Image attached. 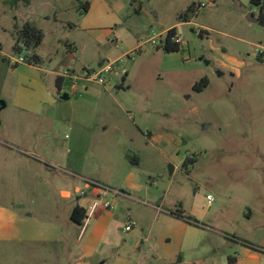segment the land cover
I'll use <instances>...</instances> for the list:
<instances>
[{"label": "rangeland", "instance_id": "1", "mask_svg": "<svg viewBox=\"0 0 264 264\" xmlns=\"http://www.w3.org/2000/svg\"><path fill=\"white\" fill-rule=\"evenodd\" d=\"M198 1L205 6L190 22H181L178 16ZM31 3L27 8L0 0V94L4 92L11 103L20 84L24 91L34 88L21 79L27 64L10 63L11 58H26V54L15 53L14 45L27 22L45 35L36 50L44 68L62 73L76 70L83 75L116 63L104 85L93 82L90 93L80 91L82 98L63 100L60 96L50 108L56 125L60 122L64 127L63 141L74 137L68 128L74 120L96 122L95 137L110 126L107 139L98 143L94 138L91 148L101 154V158L97 154L100 163L109 171L105 175L117 185L102 191L100 198L90 197V205L100 204L93 221L103 210L113 213L118 223L115 234L109 235L112 243L102 245L90 259L92 264L103 260L105 264H172L168 260L178 254L186 256L187 264H230V257L243 264H264L251 249L264 253V26L251 0ZM148 4L152 6L147 8ZM172 26L184 44L180 52L167 53L161 47ZM64 53L69 55L62 59ZM203 78L209 86L196 92L194 85ZM70 84L66 80L65 85ZM3 98L0 95L5 102ZM10 113L11 109L1 111L0 131ZM148 132L162 136L151 148L143 144ZM107 154L111 160L101 161ZM189 159L194 163L185 167ZM40 162V167L52 169ZM93 163L89 155L88 171ZM130 165L142 185L132 199L120 193L126 190L120 186ZM0 196H4L0 204L15 206L20 200L13 189L0 191ZM207 196L214 198L212 204ZM60 198L41 188L27 204L41 221H45L43 213L50 212L51 220L61 226V237L23 242L0 239V264L77 261L82 227L70 221L61 201H54ZM50 202L52 208H48ZM107 202L112 209L105 208ZM158 207L167 218H156ZM192 208L204 214L191 234L200 242L197 248L188 244V234L185 247L174 235L168 238L172 225H177L170 220L172 213L181 211L189 217ZM130 225L132 229L126 231ZM158 253L168 260L157 261Z\"/></svg>", "mask_w": 264, "mask_h": 264}, {"label": "crops", "instance_id": "2", "mask_svg": "<svg viewBox=\"0 0 264 264\" xmlns=\"http://www.w3.org/2000/svg\"><path fill=\"white\" fill-rule=\"evenodd\" d=\"M209 1L215 2V0ZM194 3L199 8L205 6L201 1L192 4ZM173 28L176 27L172 26L166 32ZM68 50L71 52L73 48L68 45ZM68 55L64 53L62 59ZM41 58L43 61V57ZM23 64L27 65H24L25 73L22 74L21 79L26 80L34 88L24 91V87L20 84L18 94L12 103L4 94L2 95L4 92L0 94L2 98L4 97L6 104L2 111L11 109L7 125L0 131V191L13 189L17 198L20 199L15 206L0 204V239H13L23 242L53 240L61 237V226L58 220H51L52 214L50 212L43 213L45 221H41L35 211L27 204L33 195L39 193L42 188L44 191L49 190L52 194L61 197L54 201L59 200V203L60 201L63 203L60 204L64 211L67 210L71 222H73L71 215L75 207L79 206L86 210L88 220L78 236L81 255L74 264H92L90 259L101 251L102 245L112 243L109 235L115 234V223H118L113 213H107L103 210L97 215L95 221H93V215L90 216L91 207L96 203L91 206L90 197L94 200L102 197V191L94 188L93 183H98L106 189L108 187L114 189L113 187L117 185L105 175V173L109 174V171L107 165L102 166L100 163L101 154L94 152L91 148L94 138H97L98 143H103L107 139L105 133L107 129H110V126H106L104 132L99 137H95L96 122L93 120H74V122H69L68 126L74 137L66 138L63 141L61 135L64 127L60 126V122L59 125H56L58 121L50 116V108L55 106L58 103L57 98L63 95H68V100L71 96L82 98L84 95H79L80 91L85 90L87 95L90 93L91 84L95 81L87 79L85 74H79L76 70L70 72L71 70L68 69L62 73L61 71L56 72L52 68H44L41 65ZM65 73L66 75H64ZM48 76H51L50 80H48ZM58 79L61 80V90L57 85ZM66 80L70 81V86L65 85ZM21 116L26 117V119L20 121ZM41 118H44V121L41 122ZM0 125L3 126V121ZM41 133L42 135H40ZM143 138L144 146L151 148L153 143L161 139L162 136L148 132ZM89 155L95 162V164H91L92 171H88ZM103 160H111V157L107 154L101 159V161ZM40 161L52 169L40 167ZM136 167L133 166V168ZM106 168L107 170L104 171ZM134 170H131L130 165L124 171V181L121 186L119 185L126 188V190L122 188L121 195L129 199H132V194L138 192L142 186L138 183L139 176ZM47 204H49L48 208H52L51 204L54 203ZM61 205L58 207L60 208ZM60 212L61 210L58 209L56 215L59 216ZM161 212L163 213V210L158 207L156 215L158 220L167 218L162 217ZM190 215L199 223L204 217V214L196 208L190 210ZM170 220L176 222L177 225H172L170 228L169 240L171 235H174L182 243V247H185V235L188 234L190 247L197 248L199 246L200 242H196L191 236L193 228L198 229L196 226L174 215ZM213 242L212 240L211 243ZM253 252L264 259V253ZM155 259L166 262L168 257L158 253ZM234 259L236 260L235 264H243L242 260H238L236 257ZM168 261L172 264L175 261L187 264L186 256L181 254H178L176 259L171 258ZM100 263L105 264L106 261L103 260Z\"/></svg>", "mask_w": 264, "mask_h": 264}, {"label": "trees", "instance_id": "3", "mask_svg": "<svg viewBox=\"0 0 264 264\" xmlns=\"http://www.w3.org/2000/svg\"><path fill=\"white\" fill-rule=\"evenodd\" d=\"M32 0H12L13 4L15 5H20L23 4L24 6H30ZM251 4L259 9V18L258 21L260 22L261 25L264 26V0H251ZM89 3L86 4V11L89 10ZM197 4H192L182 12L179 16L178 19L181 22H190L191 19L194 17L198 10ZM178 36V32L176 28L170 29L167 32L165 42L163 46L161 47L165 52L167 53H176L181 51V45L175 41H173L174 38ZM44 33L41 29L33 26L30 23H26L22 29L18 31V36L16 38V42L14 45V51L17 54H26V60L28 64H34V65H41L42 63V58L36 53V50L38 47L43 43L44 41ZM263 55V54H262ZM103 65V63H101ZM59 90H61V80L58 79L57 82ZM209 86V80L207 78L201 79L198 83L194 85V90L196 92H202L204 91L207 87ZM135 161V158L133 159ZM136 164L138 161L135 162ZM194 161L192 160H187L185 162V167H188V165L193 164ZM138 165V164H137ZM172 215L177 216L181 219L186 220L189 224H193L194 226H198L199 222H197L193 217L191 216H186L184 212L177 211L175 213H172ZM71 220L81 226L84 227L86 221L88 220V214L85 209L77 206L74 208L72 215H71ZM253 251H257L260 253H263L262 251L252 248ZM229 263L230 264H235L236 260L232 257L229 258Z\"/></svg>", "mask_w": 264, "mask_h": 264}, {"label": "built area", "instance_id": "4", "mask_svg": "<svg viewBox=\"0 0 264 264\" xmlns=\"http://www.w3.org/2000/svg\"><path fill=\"white\" fill-rule=\"evenodd\" d=\"M173 41L181 44H184V41L181 37L177 36L176 38L173 39ZM153 43L156 44L155 40H153ZM10 63L13 66H17L19 64H23V63H27V60L25 58H20V59H14L11 58L10 59ZM116 69V63H109L107 65H105L100 71H97L96 73H92L90 71H86L85 76L87 77V79L93 80L101 85H104L106 82V76L110 75L114 72V70ZM66 75V73L64 74ZM93 187L99 189L100 191H105L106 188L98 183H93ZM208 202L209 204H212L214 202V198L212 196H207ZM100 206L99 202H96L92 207H91V212H90V216H92L95 212V210ZM105 208L106 209H112V204H110L109 202H107L105 204ZM132 229V225L127 226L126 227V231H129Z\"/></svg>", "mask_w": 264, "mask_h": 264}, {"label": "water", "instance_id": "5", "mask_svg": "<svg viewBox=\"0 0 264 264\" xmlns=\"http://www.w3.org/2000/svg\"><path fill=\"white\" fill-rule=\"evenodd\" d=\"M152 6V4H148V5H146V7L148 8V7H151ZM249 19L250 20H254V17L252 16V15H250V17H249ZM206 64H208V63H206ZM223 74L222 73H219V76H222ZM63 100H68L69 99V96L68 95H63L62 97H61ZM5 102L4 101H0V115H1V111L3 110V108L5 107ZM0 123H1V121H0Z\"/></svg>", "mask_w": 264, "mask_h": 264}]
</instances>
